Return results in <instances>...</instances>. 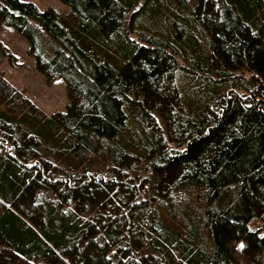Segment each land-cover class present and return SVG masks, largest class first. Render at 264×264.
<instances>
[{"label": "trees", "instance_id": "16d2710c", "mask_svg": "<svg viewBox=\"0 0 264 264\" xmlns=\"http://www.w3.org/2000/svg\"><path fill=\"white\" fill-rule=\"evenodd\" d=\"M60 1L0 0L70 99L0 75V264H264V0Z\"/></svg>", "mask_w": 264, "mask_h": 264}, {"label": "rangeland", "instance_id": "374dc122", "mask_svg": "<svg viewBox=\"0 0 264 264\" xmlns=\"http://www.w3.org/2000/svg\"><path fill=\"white\" fill-rule=\"evenodd\" d=\"M35 3L40 9L51 7L63 13L68 6L60 0H24ZM0 42L5 44L15 58L5 60L0 68V75L6 78L17 88L25 91L37 104L42 111L48 115L61 111L65 112L70 103L66 82L63 78H57L48 81L44 74L36 68V61L29 52L28 39L20 34L13 26H4L0 29ZM180 82L185 86H190L186 79ZM201 85L192 87L189 92L186 91L188 104H192L197 96V91L201 89ZM203 91H207L204 88ZM202 91V92H203ZM262 225V221L253 222L250 227L257 229Z\"/></svg>", "mask_w": 264, "mask_h": 264}, {"label": "snow or ice", "instance_id": "6c2138e0", "mask_svg": "<svg viewBox=\"0 0 264 264\" xmlns=\"http://www.w3.org/2000/svg\"><path fill=\"white\" fill-rule=\"evenodd\" d=\"M241 247H243V245H241Z\"/></svg>", "mask_w": 264, "mask_h": 264}, {"label": "water", "instance_id": "95a60500", "mask_svg": "<svg viewBox=\"0 0 264 264\" xmlns=\"http://www.w3.org/2000/svg\"><path fill=\"white\" fill-rule=\"evenodd\" d=\"M15 12V11H14Z\"/></svg>", "mask_w": 264, "mask_h": 264}]
</instances>
